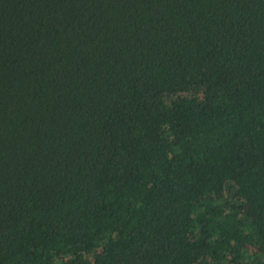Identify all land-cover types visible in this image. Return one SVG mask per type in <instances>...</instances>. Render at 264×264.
Masks as SVG:
<instances>
[{
	"label": "trees",
	"instance_id": "trees-1",
	"mask_svg": "<svg viewBox=\"0 0 264 264\" xmlns=\"http://www.w3.org/2000/svg\"><path fill=\"white\" fill-rule=\"evenodd\" d=\"M0 264H264V0H0Z\"/></svg>",
	"mask_w": 264,
	"mask_h": 264
}]
</instances>
